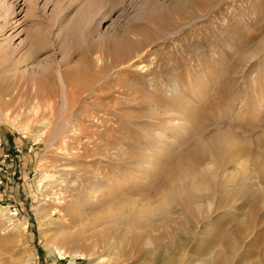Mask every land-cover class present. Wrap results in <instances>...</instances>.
I'll return each mask as SVG.
<instances>
[{"label": "rangeland", "instance_id": "rangeland-1", "mask_svg": "<svg viewBox=\"0 0 264 264\" xmlns=\"http://www.w3.org/2000/svg\"><path fill=\"white\" fill-rule=\"evenodd\" d=\"M172 257L264 264V0H0V264Z\"/></svg>", "mask_w": 264, "mask_h": 264}, {"label": "bare ground", "instance_id": "bare-ground-1", "mask_svg": "<svg viewBox=\"0 0 264 264\" xmlns=\"http://www.w3.org/2000/svg\"><path fill=\"white\" fill-rule=\"evenodd\" d=\"M68 75H69V74H68ZM34 95H35V93H34ZM32 96H33V95H32ZM73 101H74V100H73ZM193 181H194V180H193ZM146 221H147V220H146ZM149 221H150V220H149ZM151 222H152V221H151ZM151 222H150V223H151ZM164 222H165V221H164ZM147 223H148V221H147ZM150 223H149V225H150ZM160 223H161V222H160ZM128 224H129V223H128ZM131 224H132V223H131ZM134 224H135V223H134ZM151 224H152V223H151ZM154 224H155V223H154ZM154 224H152V225H154ZM161 224H162V223H161ZM167 224H169V223H167ZM143 225H144V224H143ZM150 226H151V225H150ZM150 226H148L147 228H150ZM154 226H155V225H154ZM154 226H153V227H154ZM167 226H168V225H165L167 231L169 232V231H170V226H171V225L168 226V227H167ZM132 227H133V224H132ZM132 227H131V228H132ZM143 227H144V226H143ZM134 228H136V227H134ZM162 228H163V225H162L161 229H162ZM151 229H152V228H150L149 231H151ZM133 230H134V229H133ZM144 230H145V229H144ZM147 230H148V229H147ZM162 230H163V229H162ZM152 231H153V230H152ZM163 231H166V230H163ZM163 231H162V232H163ZM154 232H157V231H154ZM154 232H153V233H154ZM162 232H161V233H162ZM168 232H167V233H168ZM170 232H171V231H170ZM159 234H160V233H159ZM191 234H192V233H191ZM191 234H190V235H191ZM126 235H128V234H126ZM130 235H131V234H130ZM156 235H157V234H156ZM160 235H162V234H160ZM160 235H159V236H160ZM142 238H143V237H142ZM111 239L114 241L115 238L112 236ZM135 239H136V238H135ZM178 239H179V238H178ZM126 240H127V239H126ZM137 240H138V239H136V241H137ZM146 240H147V239H146ZM154 240H155V239H154ZM161 240H162V239H161ZM176 240H177V239H176ZM179 240H182V239H179ZM179 240H177V244H178V246H179L180 248H183V245L180 243ZM140 241H141V240H140ZM142 241H143V240H142ZM111 242H112V241H111ZM137 242H138V241H137ZM143 242H144V241H143ZM178 242H179V243H178ZM146 243H147V242H146ZM147 244H149V243H147ZM108 245H109V244H108ZM112 245H113V244H112ZM136 245H137V243H136ZM110 246H111V244H110ZM107 247H108V246H107ZM113 247H114V246H113ZM113 247H112V249H113ZM115 247H118V246H115ZM136 247H137V246H136ZM108 248H110V247H108ZM180 248H179V251H180V252H179V253H180L179 255H180V257H182L183 252H181ZM131 249H132V248H131ZM113 250H114V249H113ZM116 250H118V248L115 249V250L113 251V252H114L113 255H115V253L117 252ZM134 250H135V249H134ZM138 252H139V251H138ZM123 257H124V256H123ZM123 257H122V258H123ZM128 257H129V256H128ZM128 257H127V258H128ZM172 258H173V257H172ZM177 259H178V258H177ZM177 259H174V258H173V259H172V262H170V263H171V264H179V262H180L181 260H183V257L180 259V261L177 260ZM181 262H182V261H181ZM98 263H99V262H98Z\"/></svg>", "mask_w": 264, "mask_h": 264}]
</instances>
